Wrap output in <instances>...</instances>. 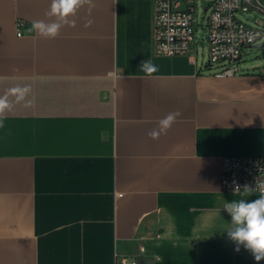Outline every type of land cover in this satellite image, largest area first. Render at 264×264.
I'll return each instance as SVG.
<instances>
[{"label": "crops", "instance_id": "1", "mask_svg": "<svg viewBox=\"0 0 264 264\" xmlns=\"http://www.w3.org/2000/svg\"><path fill=\"white\" fill-rule=\"evenodd\" d=\"M50 3L0 0V96L34 100L0 128V264H264L225 232V203L259 195L220 187L222 157L264 155L262 71L154 56L153 0H93L44 39Z\"/></svg>", "mask_w": 264, "mask_h": 264}, {"label": "built area", "instance_id": "2", "mask_svg": "<svg viewBox=\"0 0 264 264\" xmlns=\"http://www.w3.org/2000/svg\"><path fill=\"white\" fill-rule=\"evenodd\" d=\"M200 10V14H198ZM22 22L16 34L23 35ZM205 47V71L215 78L243 74L252 49L264 53V2L261 0H153L152 54L158 57H188L196 64ZM261 77L264 78V68ZM264 182V155L224 156L220 163V187L228 194L255 189ZM240 191L235 193L236 187ZM115 264H136L134 257L117 256Z\"/></svg>", "mask_w": 264, "mask_h": 264}, {"label": "clouds", "instance_id": "3", "mask_svg": "<svg viewBox=\"0 0 264 264\" xmlns=\"http://www.w3.org/2000/svg\"><path fill=\"white\" fill-rule=\"evenodd\" d=\"M85 6L89 11L94 7L93 0H51L47 17L55 18L51 22L37 20L32 22L34 30L41 38L55 39L59 36L64 26H74L73 19L78 11ZM91 21H88L90 25ZM86 25V26H88ZM140 71L151 76L158 71V67L150 60L143 61ZM32 89L30 86H15L9 88L3 96H0V128L4 127L6 114L11 112L15 104L23 102L25 108H31L34 100L27 99ZM13 98V99H10ZM179 112H170L158 121L157 128L148 133L150 139L157 140L166 134L176 122ZM259 191L260 196L254 200H232L226 202L224 210L231 216L230 227L225 231L228 238L239 246L252 253L256 261L264 259V182H257L255 189L245 186L244 191ZM240 191L237 186L235 193Z\"/></svg>", "mask_w": 264, "mask_h": 264}, {"label": "rangeland", "instance_id": "4", "mask_svg": "<svg viewBox=\"0 0 264 264\" xmlns=\"http://www.w3.org/2000/svg\"><path fill=\"white\" fill-rule=\"evenodd\" d=\"M198 14H200V10H198ZM205 47H200L198 52L199 62L205 61ZM248 63L251 64V69H261L264 68V53H262L261 49L254 48L251 50L248 56Z\"/></svg>", "mask_w": 264, "mask_h": 264}]
</instances>
